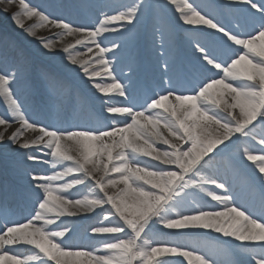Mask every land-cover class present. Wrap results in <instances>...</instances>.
Masks as SVG:
<instances>
[{
  "label": "snow or ice",
  "instance_id": "6c2138e0",
  "mask_svg": "<svg viewBox=\"0 0 264 264\" xmlns=\"http://www.w3.org/2000/svg\"><path fill=\"white\" fill-rule=\"evenodd\" d=\"M156 7L175 17L187 60L158 19L141 91L136 59L126 73L119 64ZM10 19L90 85L99 109L85 122L63 109L50 119L63 82L3 38L0 264H220L196 240L211 233L236 264H264V0H19ZM45 26L53 34L37 36ZM37 89L46 101L34 112L26 94ZM237 156L260 185L246 201L217 166ZM91 217L77 240L72 221Z\"/></svg>",
  "mask_w": 264,
  "mask_h": 264
},
{
  "label": "rangeland",
  "instance_id": "374dc122",
  "mask_svg": "<svg viewBox=\"0 0 264 264\" xmlns=\"http://www.w3.org/2000/svg\"><path fill=\"white\" fill-rule=\"evenodd\" d=\"M53 2V0H50ZM98 2H105V0H97ZM32 5H39L41 7H45L49 4L43 5L44 0H30ZM205 2H209V0H205ZM149 3H151L154 6H159L164 3V0H149ZM19 6V0H14L13 3L10 5L8 4V0H0V43H2L3 38H7L8 41L12 44H14L18 48H22L25 52H27L32 59L34 67H42L52 73L54 76H56L58 79H60L64 84L63 92L61 93V102L57 103V109L53 111V113H50V119H53L52 114L58 113V109L62 110L64 107L68 106L70 101L73 97H75L79 93H83V96H86L87 99L91 98L93 99V94L90 88V85L86 84L80 76L76 74L75 71L72 69H69L66 67L59 57V55L55 58H49L44 57L39 54V48L37 41L34 40L32 37L27 36L24 32L16 28L12 20L10 19V14L15 13L18 10ZM3 9H7V11H3ZM155 12L159 13V17L150 14L146 20L137 27L136 30H134V33L131 35V39L129 42V46L124 50L122 53V59L119 64V69H122L125 73L128 71L126 65L131 59H136L138 64V70H137V86L138 83L143 78L140 76L139 73L141 70L144 69L143 59L147 56L149 60H152V53L150 51V30L153 23L157 22L159 19L161 22L167 23L169 30L173 33V42H174V50L176 54L178 55V47L185 50L184 41L182 38V34L180 32V29L175 26V17L170 16V13H167L165 9H161L159 7L155 8ZM91 12L81 13L82 18H88L91 17ZM26 24H38L39 18L34 17L30 20L25 21ZM37 36H40L39 34L44 33L42 36H50L53 33L49 30L48 27H38L36 28ZM46 33V34H45ZM71 37H65V42H71ZM181 41V43L179 42ZM57 42H59L57 40ZM147 76V75H145ZM77 82L80 84V87L76 85ZM152 85L151 81H148V87ZM82 96V97H83ZM27 98V104L32 111H37V107L41 106L46 101V97L42 90L37 89L34 91H31L26 94ZM33 98L32 103H29V100ZM35 99H42L41 102H36ZM87 99H76L75 102H86ZM95 99V98H94ZM40 101V100H39ZM37 103H40L41 105H37ZM93 104L99 108V101H93ZM80 106H74L78 111H81ZM85 108H89L88 105H85ZM4 111L3 106L0 105V114H2ZM74 120L76 121V116H73ZM80 122H85V119L80 120ZM236 160L241 161L239 157H236ZM243 162V161H242ZM249 164V163H244ZM251 167V166H249ZM256 175V172H254ZM0 176L5 177L4 175V168H3V161L0 159ZM7 178H10V180L15 184L16 178L12 176H8ZM237 194H240V192H237ZM96 217L86 218V219H76L72 221L73 226L75 227V238L79 240L80 238L85 236L86 231L89 229V226L94 224L96 222ZM217 234L211 233V234H204L196 238L198 241V246L202 249V251L207 252L211 255H213L218 261H220V264H233V252L235 250L233 248H230V245L228 246L226 243H223L222 241L216 239ZM24 254H30L27 249H21Z\"/></svg>",
  "mask_w": 264,
  "mask_h": 264
},
{
  "label": "bare ground",
  "instance_id": "6f19581e",
  "mask_svg": "<svg viewBox=\"0 0 264 264\" xmlns=\"http://www.w3.org/2000/svg\"><path fill=\"white\" fill-rule=\"evenodd\" d=\"M91 2H95V3H101V2H98L97 0H91ZM46 34V33H45ZM40 36L44 35V33L42 34H39ZM72 42V39L70 40ZM228 176H231L230 174H228Z\"/></svg>",
  "mask_w": 264,
  "mask_h": 264
}]
</instances>
